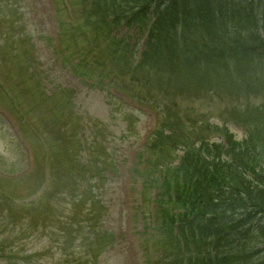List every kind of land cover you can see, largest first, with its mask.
<instances>
[{
  "label": "rangeland",
  "instance_id": "1",
  "mask_svg": "<svg viewBox=\"0 0 264 264\" xmlns=\"http://www.w3.org/2000/svg\"><path fill=\"white\" fill-rule=\"evenodd\" d=\"M4 1L2 7L5 8L8 2ZM19 1H26L28 15L18 18L16 32H20L24 47L29 50V53L25 52L23 64L28 66V69L32 68L33 70L28 71L34 72L35 76H30L28 71H19L17 77L22 82L25 80L26 85L31 86L34 92L26 96L24 92L16 89L13 82L7 84L0 79V98L7 96L15 101V104L8 108L18 118L19 115L22 117L19 119L27 132V139L32 143L36 140L42 149L38 148L34 167L31 161L32 153L28 144L23 142L25 139L21 136L19 125H9L0 114V189L8 196L12 195L16 202L14 204L22 209L38 202L55 184L50 169L53 168L52 165L58 164L55 161L57 158L51 160L52 142L57 137L45 134L43 130L51 124L47 111L52 109V105H57V124L67 128L64 127L61 131V134L66 136L57 134L60 138H57V143L71 149L75 145L77 162L74 164L80 163L86 168H91V164L95 169V177L101 178L99 183L94 182L92 186L100 195L104 214L100 220L91 224L96 228L90 235L94 237L98 233L109 232L114 236L115 242L100 255L98 264H147V242L140 235L142 224L137 228L135 214L154 212L155 206L148 202L144 204L142 198L138 197V190L141 191L143 184L139 177L136 180L131 177L127 169L129 163L133 160L138 162L142 154L146 153L140 154L141 151L137 148H143L144 143L141 141L146 132L154 128L155 116L167 125L169 118L163 116L167 115L163 106H169L174 121L177 123L182 120V125L186 128L194 126L196 134L202 126L190 125L189 118L199 122L207 120L220 127L229 125L236 137L241 139L245 124H249L238 123L243 122L244 117H240L236 112L232 118L231 113L236 109L243 111L264 105V92L249 93L243 77L240 83L241 92L237 88H232L229 92L227 85H223L219 90L209 89L198 94L182 90L181 95H175L173 88L177 84L164 87L158 85L156 67L135 69L133 63L136 59L133 56L142 51L141 46L144 43V34L137 28H120L110 33V36L123 41L118 49L125 48L127 43L130 44L133 59L126 65L125 59L113 61L114 63L103 59L109 65L108 71L102 64L99 66L93 63L92 67H87V64H91L105 48L104 43L100 45L98 40L93 39L94 32L92 39L86 41L79 51L86 55L85 60L81 61L75 47L71 46L68 49L70 60L66 63L54 52L50 42L59 32L56 24L50 19L52 9L49 0ZM92 20L96 21L94 18ZM65 31L68 32L67 29ZM73 35H78L80 39L78 32ZM118 51L120 53L117 56L123 53L122 50ZM257 58L252 62L253 71L246 75L251 84L261 90L260 84L264 85V67L261 69V60ZM262 61L264 62V59ZM229 65L234 67L233 63ZM123 68L131 72L122 70ZM111 70L114 73L108 74ZM113 79H116L120 91L124 94H121V99L114 98L107 92L108 87L113 84ZM149 79L151 83L146 84ZM162 79L167 80L165 73ZM100 80L104 83L100 84ZM142 83L145 87L140 85ZM160 87L163 90H159ZM165 92H168L169 96H166ZM128 101H138L144 109L139 111L133 105H128ZM50 127L56 129L54 126ZM219 135L212 133V140H218ZM71 139L76 142L72 143ZM69 163L68 160L62 161L55 168L54 175L60 173ZM53 187L54 185L51 187L52 192ZM51 227L43 230L33 222V218H27L16 228L12 225L3 227L0 235V264H65L72 260V254L77 253V256H80V252L85 251L81 242L83 236L71 243L67 237L70 232L68 228L67 235L60 232L52 235ZM147 240L155 252L161 249L158 239L148 237ZM252 243L254 240L251 246ZM160 264L168 262L161 261Z\"/></svg>",
  "mask_w": 264,
  "mask_h": 264
},
{
  "label": "trees",
  "instance_id": "2",
  "mask_svg": "<svg viewBox=\"0 0 264 264\" xmlns=\"http://www.w3.org/2000/svg\"><path fill=\"white\" fill-rule=\"evenodd\" d=\"M95 7L97 29L111 24L110 12L117 23L125 20L130 28L154 19L144 60L136 69L161 60L173 66L176 60L185 70L192 69L194 79L204 85L211 80L210 72L219 76L225 70L229 57L257 53L258 48L264 53L258 31L264 29V0H96ZM156 69L159 76L162 72ZM182 169L174 183H164L156 200L163 229L181 254V263L250 264L261 257L257 264H264V247L259 248L264 246V133L258 140L251 135L243 142L230 136L227 148L204 144L191 151ZM72 173L68 170L67 177H73ZM73 180L78 186L80 180ZM71 196L75 206H80L79 212L67 218L76 236L84 230L79 222L82 215L86 222L98 218L87 206V192L75 191ZM46 209L55 216L53 206ZM43 220L45 224L49 219ZM107 238L101 236L91 250L87 247L84 257L76 259L72 254V261L94 264L99 256L95 252ZM251 238L255 249L249 247Z\"/></svg>",
  "mask_w": 264,
  "mask_h": 264
}]
</instances>
